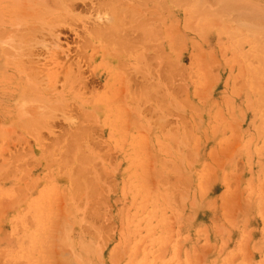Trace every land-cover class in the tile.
I'll list each match as a JSON object with an SVG mask.
<instances>
[{
    "label": "rangeland",
    "instance_id": "1",
    "mask_svg": "<svg viewBox=\"0 0 264 264\" xmlns=\"http://www.w3.org/2000/svg\"><path fill=\"white\" fill-rule=\"evenodd\" d=\"M0 264H264V0H0Z\"/></svg>",
    "mask_w": 264,
    "mask_h": 264
},
{
    "label": "bare ground",
    "instance_id": "2",
    "mask_svg": "<svg viewBox=\"0 0 264 264\" xmlns=\"http://www.w3.org/2000/svg\"><path fill=\"white\" fill-rule=\"evenodd\" d=\"M55 1V0H54ZM58 1V0H57ZM57 3V2H56ZM70 3V2H69ZM100 4H103V3H100ZM105 5V4H104ZM71 6V5H70ZM116 7V6H115ZM58 8V7H57ZM63 20V19H62ZM120 33V32H119ZM148 35V34H147Z\"/></svg>",
    "mask_w": 264,
    "mask_h": 264
}]
</instances>
